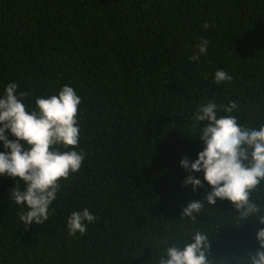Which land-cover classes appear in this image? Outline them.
<instances>
[{
	"label": "trees",
	"instance_id": "16d2710c",
	"mask_svg": "<svg viewBox=\"0 0 264 264\" xmlns=\"http://www.w3.org/2000/svg\"><path fill=\"white\" fill-rule=\"evenodd\" d=\"M201 38L208 51L190 61ZM217 70L232 80L215 83ZM12 82L29 93V112L35 98L74 89L79 144L56 147L85 159L59 181L42 225L20 221L10 191L25 184L0 175V264H158L197 232L208 264H241L257 250L264 213L209 204L203 171L191 173L203 185L193 191L180 160L204 148L192 119L202 104L238 102L239 124L264 125V0H0V97ZM250 199L264 205V181ZM193 201L203 203L195 219L182 215ZM85 208L98 219L70 236L69 215Z\"/></svg>",
	"mask_w": 264,
	"mask_h": 264
},
{
	"label": "clouds",
	"instance_id": "9594fccd",
	"mask_svg": "<svg viewBox=\"0 0 264 264\" xmlns=\"http://www.w3.org/2000/svg\"><path fill=\"white\" fill-rule=\"evenodd\" d=\"M208 27L207 23L202 25L204 29ZM209 43L201 38L198 51L188 59L199 61L200 55L207 53ZM214 80L220 84L230 82L232 77L224 70H217ZM17 88V83H9L0 97V142L6 149L0 152V175L19 178L25 184L21 190L16 183L10 191L15 204L23 206L18 212L20 221L27 226L42 225L48 220L50 205L61 189L59 181L79 172L85 159L82 150L60 151L56 147L78 146L80 128L76 117L81 98L71 86L65 85L56 95L35 98L36 110L29 112L22 102L29 93H18ZM218 108L225 115L218 116ZM238 109L235 101L227 105L215 102L200 105L192 119L194 128L203 122L198 136L204 148L194 161L182 158L180 166L189 172L183 183L190 184L193 191L203 185L191 173L203 171L204 180L212 189L206 196L209 204H215L217 198L227 199L241 218H248L264 213V205L250 199V193L264 181V125L254 128L239 124L238 117L231 115ZM6 131L16 139H8ZM202 207V201L188 202L182 215L195 219L193 213L200 212ZM97 219L87 208L73 211L66 221L68 234H86L88 225ZM259 222L264 224V214L259 215ZM255 239L257 250L249 251L241 264H264V228L257 230ZM207 240L206 235L197 232L193 242L182 249L167 248L166 256L158 264H208Z\"/></svg>",
	"mask_w": 264,
	"mask_h": 264
}]
</instances>
